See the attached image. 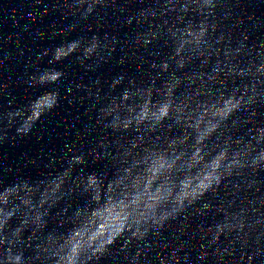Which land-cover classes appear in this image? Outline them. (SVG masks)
Returning <instances> with one entry per match:
<instances>
[{
    "label": "clouds",
    "instance_id": "clouds-1",
    "mask_svg": "<svg viewBox=\"0 0 264 264\" xmlns=\"http://www.w3.org/2000/svg\"><path fill=\"white\" fill-rule=\"evenodd\" d=\"M17 264H18V262H17Z\"/></svg>",
    "mask_w": 264,
    "mask_h": 264
}]
</instances>
